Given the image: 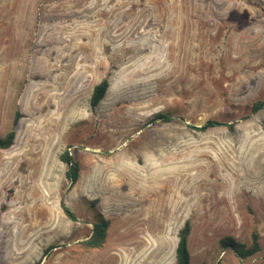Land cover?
<instances>
[{"label":"rangeland","instance_id":"obj_1","mask_svg":"<svg viewBox=\"0 0 264 264\" xmlns=\"http://www.w3.org/2000/svg\"><path fill=\"white\" fill-rule=\"evenodd\" d=\"M263 97L264 0H0V264H264Z\"/></svg>","mask_w":264,"mask_h":264},{"label":"trees","instance_id":"obj_2","mask_svg":"<svg viewBox=\"0 0 264 264\" xmlns=\"http://www.w3.org/2000/svg\"><path fill=\"white\" fill-rule=\"evenodd\" d=\"M109 79H103L100 83L95 85L92 96H91V105L95 108L105 97L108 88H109ZM264 108V97L256 100L251 106V113H256L259 110ZM155 119H164L166 121L171 120V116L159 113L155 116ZM19 122V115H17L14 119L13 127L10 131H8L5 136H0V149H8L10 148L16 139L17 134V125ZM220 122L217 120L210 119L205 124L201 126H194L197 130L206 131L212 126L218 125ZM230 129L234 128V124H228ZM61 160L68 165L67 177L71 182V185H74L80 176L81 165L79 160H76L72 153L67 149L65 150L61 156ZM62 208L65 214L70 218L75 220L76 215L73 210L68 207L64 202L61 203ZM111 225V220L105 217H100L98 221H96L93 225V229L88 238L84 241V245L91 248H98L103 246L106 242L108 236V230ZM191 232V224L190 221L187 220L184 226L179 231V240L176 247V259L177 264H191V254L188 246V238ZM222 246L224 248H231L234 253L240 258H247L256 254L261 250L260 244V235L257 231L252 233V240L250 244L243 243L233 236H227L221 240ZM54 246H50L49 248H53Z\"/></svg>","mask_w":264,"mask_h":264},{"label":"water","instance_id":"obj_3","mask_svg":"<svg viewBox=\"0 0 264 264\" xmlns=\"http://www.w3.org/2000/svg\"><path fill=\"white\" fill-rule=\"evenodd\" d=\"M186 123H188L186 120H184Z\"/></svg>","mask_w":264,"mask_h":264}]
</instances>
